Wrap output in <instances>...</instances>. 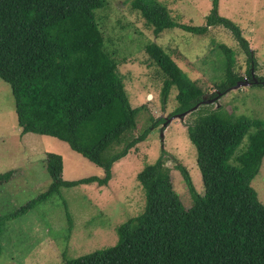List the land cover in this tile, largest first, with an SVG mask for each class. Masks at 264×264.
Here are the masks:
<instances>
[{
  "label": "trees",
  "instance_id": "1",
  "mask_svg": "<svg viewBox=\"0 0 264 264\" xmlns=\"http://www.w3.org/2000/svg\"><path fill=\"white\" fill-rule=\"evenodd\" d=\"M107 5V0H0V78L11 87L21 136L55 137L104 171L103 177L67 181L63 157L47 153L51 183L21 207L0 214V251L6 222L27 215L55 194L63 200L72 234L74 220L62 189L93 183L108 187L114 164L166 121L159 118L135 135V111L124 81L98 57L103 34L95 13ZM219 7L220 0H212L205 25L194 26L175 20L157 0L131 2L155 37L174 29L205 35L211 27L226 28L247 56L246 73L252 81L258 67L254 51L240 26L221 16ZM216 47L223 53L226 80L207 95L204 82L191 79L162 47L146 46L163 75V108L172 89L177 90V107L169 117L203 100H218L244 79L235 70L236 52L224 44ZM256 78L259 83L253 85L262 86L264 77ZM193 113L188 136L196 149L203 194L189 170L176 165L193 209L187 210L175 191L163 149L155 163L137 174L146 193L144 212L117 227L115 245L75 259L64 254L63 264H264V204L252 187L264 159V119L203 105ZM13 175V170L0 174V185Z\"/></svg>",
  "mask_w": 264,
  "mask_h": 264
},
{
  "label": "rangeland",
  "instance_id": "2",
  "mask_svg": "<svg viewBox=\"0 0 264 264\" xmlns=\"http://www.w3.org/2000/svg\"><path fill=\"white\" fill-rule=\"evenodd\" d=\"M107 1V7L95 13L103 34L98 57L108 68L116 70L124 81L135 111V135L152 126L160 116L168 117L177 107V90L173 88L166 109L163 108V75L145 51L150 43L162 47L191 79L203 81L208 88L207 95L226 80L224 57L217 44H224L236 52L235 70L248 79L247 56L226 28L211 27L205 35L174 29L155 37L146 28L142 16L131 9L132 0ZM157 1L175 20L194 26L205 25L212 7V0ZM219 13L240 26L258 61L253 76L264 77V0H220ZM220 97L215 102L206 99L207 103L202 105L264 119V83L262 86H242ZM194 118L195 113L174 119L164 131V139L162 125L153 129L146 142L130 151L127 160H120L122 165L113 170L114 182L109 188L101 190L93 183L62 189L74 220L72 234L63 200L58 194L27 215L6 222L1 237L0 264H63L64 254L67 259H75L115 245L117 227L145 210L146 193L134 173L155 163L163 149L167 151L165 163L171 171L175 191L185 208L193 209V199L176 165L183 164L189 170L197 191L203 194L196 149L188 136V125ZM21 130L11 87L0 78V174L14 171L11 181L0 185L1 215L11 213L49 187L47 153L63 157V177L67 181L103 174L100 167L72 150L66 142L33 133L21 136ZM252 187L264 204V159Z\"/></svg>",
  "mask_w": 264,
  "mask_h": 264
},
{
  "label": "water",
  "instance_id": "3",
  "mask_svg": "<svg viewBox=\"0 0 264 264\" xmlns=\"http://www.w3.org/2000/svg\"><path fill=\"white\" fill-rule=\"evenodd\" d=\"M255 72H253L254 74ZM259 81L253 76V80L250 82L248 81V79H243L242 81H238L237 84L233 87H231L229 89L230 90H237L239 88H241L242 86H251L253 84H258ZM264 83V82H263ZM216 99H213V100H207L208 102H211V101H214L215 102ZM207 101L203 100L201 103H199L197 106H195L194 108H192L191 110L185 112V113H182V114H179V115H175V116H172V117H164L163 116H160L161 119H165L166 121L162 124V139H164V131H166V128L169 126V124L176 118H179V119H182L184 118L185 116H187L188 114H191L193 111H195L196 109H198L202 104L204 103H207Z\"/></svg>",
  "mask_w": 264,
  "mask_h": 264
},
{
  "label": "crops",
  "instance_id": "4",
  "mask_svg": "<svg viewBox=\"0 0 264 264\" xmlns=\"http://www.w3.org/2000/svg\"><path fill=\"white\" fill-rule=\"evenodd\" d=\"M244 34V33H243ZM148 140V139H147ZM146 142V141H145ZM148 142V141H147ZM144 142H142V143H140V144H138L137 145V147H140V145H142ZM135 150V148L134 149H132V151H134ZM131 153H129L125 158H123L124 160H127L128 159V156L130 155ZM122 159V160H123ZM121 161H118V162H116L115 164H114V166H113V170L116 168V167H118V166H120V165H122L121 163H120ZM144 169V168H143ZM141 171V170H140ZM140 171H138L137 173H134V176L136 177L137 176V174L140 172ZM114 173V172H113ZM103 175H104V171H103V174L101 175L100 174V176H98V177H103ZM114 176V175H113ZM114 182V177L112 178V180L110 181V184H109V186H111L112 185V183ZM96 184V183H95ZM98 186V185H97ZM109 186L108 187H105V186H103V187H99L98 186V188L99 189H107V188H109ZM117 233V232H116ZM103 244H104V242H103Z\"/></svg>",
  "mask_w": 264,
  "mask_h": 264
},
{
  "label": "clouds",
  "instance_id": "5",
  "mask_svg": "<svg viewBox=\"0 0 264 264\" xmlns=\"http://www.w3.org/2000/svg\"><path fill=\"white\" fill-rule=\"evenodd\" d=\"M152 130H153V129H152ZM142 170H143V169H142ZM142 170H141V171H142ZM136 177H137V176H136Z\"/></svg>",
  "mask_w": 264,
  "mask_h": 264
}]
</instances>
